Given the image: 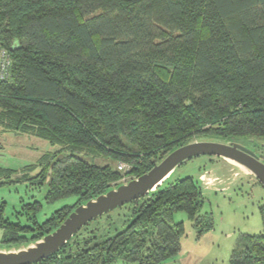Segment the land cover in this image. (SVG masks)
Returning a JSON list of instances; mask_svg holds the SVG:
<instances>
[{"label": "trees", "instance_id": "1", "mask_svg": "<svg viewBox=\"0 0 264 264\" xmlns=\"http://www.w3.org/2000/svg\"><path fill=\"white\" fill-rule=\"evenodd\" d=\"M0 42L13 58L0 81V124L58 146L28 170L41 166L34 182L48 185V200L77 196L44 222L1 218L12 246L52 232L183 144L264 137V0H0ZM4 171L14 170H0V183ZM202 174L172 173L34 263L165 262L181 250L177 211L213 223L201 212ZM26 205L33 217L41 206ZM261 213L264 223V205ZM239 245L231 264H264V232Z\"/></svg>", "mask_w": 264, "mask_h": 264}, {"label": "rangeland", "instance_id": "2", "mask_svg": "<svg viewBox=\"0 0 264 264\" xmlns=\"http://www.w3.org/2000/svg\"><path fill=\"white\" fill-rule=\"evenodd\" d=\"M7 129L0 124V170L14 171L3 172V183H0V219L32 225L33 220L44 222L54 211L73 205L77 201L76 195L55 200L46 198L48 185L34 182V176L41 168L39 164L35 169L28 170L29 165H35L44 153L57 150L58 146L33 134ZM244 142L264 158V137ZM97 162L107 161L101 158ZM201 170L205 200L201 212L209 216L211 214L213 223L210 227L206 221L194 224L186 211H177L174 220L183 221L185 227L181 250L161 264H231L232 254L244 236L264 232L261 213L264 187L255 175L222 157L199 155L178 165L172 176L174 179L195 176ZM22 171L28 178L17 180L22 177ZM5 175H10V178L6 179ZM35 200L40 201L41 206L33 217L32 209L26 204ZM121 209L124 207L112 213L117 215ZM7 228L0 225V249L18 247L8 241L15 235Z\"/></svg>", "mask_w": 264, "mask_h": 264}, {"label": "water", "instance_id": "3", "mask_svg": "<svg viewBox=\"0 0 264 264\" xmlns=\"http://www.w3.org/2000/svg\"><path fill=\"white\" fill-rule=\"evenodd\" d=\"M199 155H213L231 161L255 175L264 186V160L251 147L235 140H193L177 147L160 162H155L146 173L79 204L52 232L18 247L1 248L0 264H32L58 252L84 225L147 195L161 185L178 165Z\"/></svg>", "mask_w": 264, "mask_h": 264}, {"label": "built area", "instance_id": "4", "mask_svg": "<svg viewBox=\"0 0 264 264\" xmlns=\"http://www.w3.org/2000/svg\"><path fill=\"white\" fill-rule=\"evenodd\" d=\"M13 68V58L10 51L4 47L0 42V81L6 80L11 75V69ZM120 168L123 165L119 166Z\"/></svg>", "mask_w": 264, "mask_h": 264}]
</instances>
